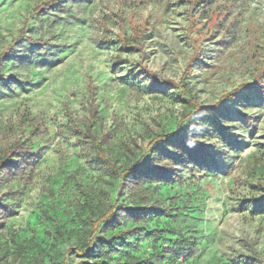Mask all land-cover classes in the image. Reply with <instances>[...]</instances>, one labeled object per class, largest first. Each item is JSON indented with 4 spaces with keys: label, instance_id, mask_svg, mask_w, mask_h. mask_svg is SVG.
Listing matches in <instances>:
<instances>
[{
    "label": "rangeland",
    "instance_id": "1",
    "mask_svg": "<svg viewBox=\"0 0 264 264\" xmlns=\"http://www.w3.org/2000/svg\"><path fill=\"white\" fill-rule=\"evenodd\" d=\"M47 1L0 0L1 71L10 76L0 85V264L80 260L68 254L87 237L78 211L96 219L116 195L81 131L107 141L120 171L138 164L151 138L190 110L162 85L180 83L194 47L185 82L203 107L251 84L264 54V0H194L204 13L197 34L187 31L184 0H64L34 13ZM120 18L129 45L145 27L140 51L121 47ZM222 121L232 146L194 139L213 154L156 189L184 202L177 215L148 219L147 233L157 225L164 245L181 238L197 250L175 264H264V213L242 206L264 197V92L241 94Z\"/></svg>",
    "mask_w": 264,
    "mask_h": 264
},
{
    "label": "trees",
    "instance_id": "2",
    "mask_svg": "<svg viewBox=\"0 0 264 264\" xmlns=\"http://www.w3.org/2000/svg\"><path fill=\"white\" fill-rule=\"evenodd\" d=\"M184 1L190 7L187 31L189 34H197V30L203 26L197 20L204 14L198 12L203 3L194 0ZM62 2L64 0L42 2L34 9V13L42 12V10L51 11ZM194 8H196V12L191 15ZM144 29L143 26L140 29L135 28L132 38L135 45H129L126 40L124 24L120 18L121 47L129 53L140 51L139 39ZM27 41L32 42L30 39ZM198 48L194 47L193 55L188 59L180 83L176 85L168 82L162 85L177 90L179 100L186 103L190 110L184 114L173 131H164L151 138L145 148L144 157L139 159L138 164L124 167L120 171L116 168V159L109 157L107 148L104 149L107 141L81 131L82 136L90 140L92 144L91 163L116 182L114 184L116 195L114 198L110 196L108 206L96 219H92V214L85 208L78 211L77 219L84 224L85 234L89 238L84 237V241L76 249L68 251V254H74L80 259L74 264H175L181 257H185L186 252L191 254L197 251L187 240L181 238L164 245L162 236L166 231L157 225L152 232L147 233L148 219L153 218L157 223L163 218L177 215L181 208L180 202H184V199H181L178 194L159 198L156 195L157 186L169 184L177 179L178 169H182V171L195 170L205 164V159L213 154L212 150L198 146L194 139L196 141L215 140L222 144V148L232 146L229 145L228 128L222 121L223 114L227 111L230 103L241 94L249 93L251 90L264 92L263 54L261 66L254 75L251 84L242 85L231 92L224 93L216 103L209 107L197 104L188 91L185 78L192 75L194 62L199 56ZM2 64L0 62V85L10 80V76L1 71ZM1 163L0 169L3 168ZM125 182L127 185L124 184ZM242 206L247 208L252 216L262 214L264 213V197L245 200L242 202ZM129 222L132 224L130 228L120 229L114 233L113 229H119L120 225ZM145 234L150 237L148 245L141 241ZM14 249L21 255L25 254V249L20 245H15ZM138 251L141 252L139 256L135 254ZM24 264L41 263L34 256ZM53 264L70 263L62 261Z\"/></svg>",
    "mask_w": 264,
    "mask_h": 264
}]
</instances>
